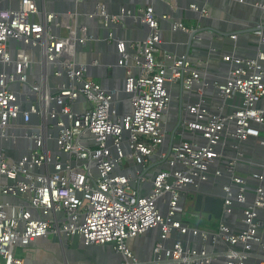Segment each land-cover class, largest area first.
<instances>
[{
	"label": "built area",
	"instance_id": "2783aa9c",
	"mask_svg": "<svg viewBox=\"0 0 264 264\" xmlns=\"http://www.w3.org/2000/svg\"><path fill=\"white\" fill-rule=\"evenodd\" d=\"M136 1L145 4L138 15L132 16L124 8L112 15L101 3L88 13L91 19L103 17L107 24L122 23L130 17L149 29L142 41L116 40L118 64L125 70L123 91L130 107L124 113L116 104L117 93L86 79L87 66H78L72 59L75 41L85 45L92 39L86 27L71 26L76 13L69 12L62 21L61 15L43 12L38 0H0V65L4 66L0 69V128L9 130L23 114L25 126L20 124L23 132L18 137L26 145V153L16 161L1 152L0 197L25 196L29 200V206L20 209L17 217L9 214L7 203L0 202V257L4 264H22L14 256L15 248L29 246L51 234L78 237L84 246L111 245L122 256V264H215L221 257L228 259L225 264H247L250 255L245 252L231 249L210 253L204 247L184 248L180 241L171 247L165 242L177 232L202 242L212 237L211 243H216L220 238L236 246L246 244L255 234V227L250 226L242 235L228 236V228L221 223L218 230L210 233L200 230L203 214L194 210L193 193L188 187L209 180L210 168L221 156L217 148L227 127H233L231 136L236 143L259 137V128L264 125V109L257 108L264 98V49L252 58H224L233 68L223 85H215L217 95L224 101L241 96V105L225 116L214 115L200 104L188 109L196 121H185L182 128L201 135L205 142L181 141L160 152L159 161L164 167L155 172L150 193L143 195L139 188L146 182L144 173L166 139L163 117L170 104L167 86L181 84L183 89L192 90L200 83L201 73L187 57L161 53L162 35L151 3L154 0ZM254 6L264 11V0H257ZM190 9L202 16L209 14L197 3H192ZM41 14L43 18L35 21L34 17ZM57 25L65 36L57 33ZM173 29L190 32L178 23L173 24ZM13 41L38 49L46 65L58 68L53 76L65 77L67 82L55 93L43 82L30 84V56L23 49L14 60ZM25 85L36 93L35 103L27 110L21 105L24 92L18 90ZM80 98L90 106L82 112L73 111L72 105ZM33 116H38L43 125L38 132L32 129ZM51 121H56L54 132H50ZM10 139L9 135L7 141ZM126 162L135 166V174L122 173ZM228 165V172L234 171L233 162ZM253 178L263 180L262 174ZM232 182L240 190L234 198L235 192L226 186L224 206L234 200L245 205L246 180L235 176ZM255 193L245 211L249 225L257 210L264 209V189L258 187ZM152 229H158L160 234L153 249L155 260L141 263L129 242Z\"/></svg>",
	"mask_w": 264,
	"mask_h": 264
},
{
	"label": "crops",
	"instance_id": "0c3cea01",
	"mask_svg": "<svg viewBox=\"0 0 264 264\" xmlns=\"http://www.w3.org/2000/svg\"><path fill=\"white\" fill-rule=\"evenodd\" d=\"M41 10L44 12L55 13L62 16V21L66 20V15L76 13L77 18L70 24L74 29L79 26L87 28L89 36L92 39L86 42L85 45H81L75 52L73 61L78 65L89 64L90 69L86 71L85 78L101 84L105 90L117 93V106L124 113L130 111L129 104L127 102L128 97L124 96L121 85H124L125 70L120 67L118 62L120 55L114 43L110 40L102 38L103 34L99 28V23L95 20L89 19L86 14L92 12L97 4H103L110 14H118L122 8L129 10L133 8L137 14L140 13L144 7V3L139 2L133 4L132 0H81L79 2L73 0H38ZM192 2H196L198 5L206 8L209 12L205 16V22L202 24L203 30L194 38V42L191 46L190 54L187 57L195 66L200 69L201 81L196 83L198 87L197 94L203 99L197 103L188 105L186 108L181 106V91L178 84L168 85L167 89L170 95V104L163 117V128L165 131L166 139L164 144L152 156L150 159V167L148 171H145L146 182L140 186L139 190L143 195H148L151 191V180L155 172L164 167L159 161V153L165 151L171 146L172 143H176L178 136H173L174 129L181 116L183 121L194 122L196 116L191 114L188 109L196 108L199 104L204 106L214 115H230L235 111L242 102L241 96H235L230 100L224 101L216 92L215 85H223L227 80L229 71L233 68V65L224 61L226 57H245L252 58L262 48L264 49V36L262 33H249L250 30L255 28L260 29L264 26V12L254 6L257 0H154L152 5L155 8V13L159 20V28L162 35L161 53H169L176 57L184 56L185 45L188 43L189 34L196 31L200 27L195 12L190 9ZM195 4V3H193ZM11 4H5L10 6ZM12 4L11 6H15ZM134 6V7H133ZM166 17V18H164ZM43 14L34 17V20H41ZM261 19V20H260ZM126 26L123 29H117L116 33L122 37L123 41L120 42H133L144 40L149 33V29L146 25L140 22H134L132 18H126ZM181 24L186 27L190 32L185 33L181 31H175L173 24ZM57 25L55 30L62 36L66 33L59 29ZM205 30V31H204ZM243 34H240L242 31ZM226 32H239L237 39H232L230 36H222L221 34ZM261 37V40L259 39ZM259 39V40H258ZM12 54L15 56L19 50L24 49V45L20 42H12ZM234 49L236 51H234ZM31 59L32 67L27 71L28 81L30 84H36L43 82L51 92H56L64 83L67 82L65 77H54L53 74L57 72L58 68L54 65H46L43 61L41 52L36 49H27L26 51ZM128 52H131L128 50ZM234 54V55H232ZM97 61L94 63L93 61ZM0 69H4V66L0 65ZM207 83V84H204ZM14 89V88H13ZM25 95L23 101H21L22 108L27 110L29 105L35 103L36 98L25 92L24 87L18 89ZM206 96V98H204ZM218 101H221L218 103ZM90 105L80 98L76 103L72 105V110L76 112H82L86 110ZM257 108L264 109V98L257 104ZM32 129L39 131L42 128V122L38 119H32ZM48 125V123H47ZM50 132H54V126L49 125ZM10 137L9 141L0 145V150L5 153L10 161H16L22 155L26 153V145L23 138L18 137L21 135L20 120L13 121V124L9 128ZM260 136H264V125L260 126ZM47 131L44 130V134ZM233 133V127H227L222 134L218 145V151L221 156L216 159L212 168H210L209 179L213 182L208 187L209 191H217L218 184L223 180V172H225L228 164L233 162L235 176L237 178H244L247 182L244 194L246 196V204H238L241 209L244 206L250 205L255 198V187L259 184L264 189V173L262 174L263 180L258 181L253 178L252 169H255L259 162L264 161V151L258 147L264 148L263 143L255 142V140L240 142V149L232 147V142H235V138L231 136ZM17 137V140L15 138ZM258 137V138H259ZM184 140H195L200 144L205 141L201 135L189 136L184 135ZM188 138V139H187ZM257 139V138H255ZM238 143V142H237ZM54 146V145H53ZM52 144L50 148L54 149ZM239 149L241 152H236ZM235 156L237 158H235ZM122 173L135 174L136 168L134 165L126 162L122 168ZM219 173L220 175H216ZM209 181V180H208ZM1 183L6 184L5 181ZM228 186L232 189V192L240 190L234 183H229ZM227 186V187H228ZM226 188V187H225ZM0 202L7 203L9 208V214L17 217L20 209L27 208L29 206V200L25 196L17 198H4L0 197ZM188 208L191 209V204H188ZM220 213L219 208L212 210V216L207 214L202 215V219L199 222V229L206 232L218 230L220 221L217 220ZM264 218V214L261 215ZM237 214L232 216L228 220L234 231H239L241 225L236 221ZM204 220L205 227H201V223ZM159 230H149L145 235L138 239L129 242V245L134 252L135 256L141 263H147L155 260L153 245L159 241ZM70 239L64 236L49 235L46 238H40L30 244L29 246H17L14 250V256L16 259L21 260L22 264H116L121 261V255L117 252H113L111 245L96 246L105 247L101 251L89 252L85 249L83 242L80 238L76 237ZM74 240V241H73ZM150 241L146 247V243ZM180 241L184 248L191 247L193 249L206 248L210 253H221L227 250L231 251V246L225 242L209 243L202 242L199 238H193L191 236H182L177 232H174L170 238L165 242L167 247H171L175 242ZM76 242V243H75ZM78 243V244H77ZM110 250L113 254H119L117 261H111ZM258 250L254 254V260L259 257ZM0 264H4L2 257H0ZM215 264H224V261L219 260ZM263 264V263H261Z\"/></svg>",
	"mask_w": 264,
	"mask_h": 264
},
{
	"label": "water",
	"instance_id": "95a60500",
	"mask_svg": "<svg viewBox=\"0 0 264 264\" xmlns=\"http://www.w3.org/2000/svg\"><path fill=\"white\" fill-rule=\"evenodd\" d=\"M132 1H133L134 5L139 3L136 0H132ZM192 3H196V2H192ZM129 11H130V14L132 16L138 15L135 11H133V8H130ZM262 12H264V11H262ZM195 14L197 16V20L199 22L200 27H202V24L205 22V16H202L199 12H195ZM86 15L89 18L88 14H86ZM89 19H91V18H89ZM92 20H95L99 23L98 24L99 28L101 29L102 33H104L102 38H105L106 40H110V38H111V42L114 43V45L116 47L117 46L116 40L122 39V37L116 33V30L117 29H119V30L123 29L126 26V24L124 23L125 21H123L122 23H108L107 24L104 22L105 19L103 17H95V18H92ZM202 30H203V27L197 29L196 31L191 32L190 34L188 32H185V33L189 34L188 43L185 45V52L183 54L185 57L189 56L191 46L194 42V38H199L197 36ZM244 32L245 31L243 30L240 34H243ZM257 32L258 33L261 32L262 35L264 36V26H262V28H260V29L255 28V30L249 31V33H253L254 35H255V33L257 34ZM238 34H239V32H237V31L232 32V33L224 31V33H222L221 35L222 36H230V37L236 36V39H237ZM78 36L79 35H77V37ZM259 39L261 40V37ZM13 42H15V41H13ZM80 46H81V44L79 43V41L77 39L75 41L76 51L78 50V48H80ZM28 48H29L28 46H24V49H28ZM234 51H236V50L234 49ZM232 55H234V54H232ZM13 59L15 60L16 57L13 56ZM86 66H87V69L89 70L90 69L89 64H87ZM179 86H180V91H181V106L183 108H186L188 105L193 104V103H197L199 100L203 99V97H200L197 94L198 87H193L192 90H185V89H183L181 84H179ZM14 88H18V86H14ZM24 89H25V92L27 94H30L31 96H33V99L36 98V93L33 92L28 85H25ZM123 89H124V85L123 86L121 85V90H123ZM204 98H206V96H204ZM220 102L221 101H218V103H220ZM36 119H38V116H33V120H36ZM19 120H20V124L22 126H25V123L23 121V114L20 115ZM183 122H184L183 116H181V118L178 121L176 128L174 129V132H173V136L176 135L179 137L177 139L176 144L181 142V141H191V139L184 140V138H183L184 135L194 136L197 134V133L192 134L191 132L183 129L182 128ZM49 123L53 126L56 125V121H53V122L51 121ZM21 132H23V131H21ZM9 135H10V130L0 128V145L6 143L7 139L9 138ZM250 140H255V142H258V143H264V136H260L257 139L249 138L247 141H250ZM241 144H243V143L241 142ZM239 146H240L239 142L238 143H236V141L232 142V147H235V148L237 147L240 149ZM258 148L262 149L264 151V148H262V146L258 147ZM239 149H237L236 152H241V151H239ZM1 152L2 151L0 150V154H1ZM235 158H237V157L235 156ZM228 169L229 168H226L225 172H223V174H222L223 177L221 178L223 180L218 184L219 189L217 191L212 192V191H209V189H208V187H210V184L213 182L212 179H209V181H206L205 183H202L198 186H189L188 187V190L193 193L192 198L194 199V210L195 211L200 212L201 214H207V215H209V217H211L213 205L216 204V202L218 200H222V202H224V200L226 199V192L224 189L226 186H228V182L232 183L233 178H235V171H233V169L232 170L230 169L231 171L229 170V172H228ZM263 173H264V161L259 162L257 164L256 168L252 169V175H261ZM245 185H247V182ZM258 187H260L259 184L255 187V190ZM236 195H237V192L234 193V198H236ZM238 206L239 205L236 204L235 200L229 206H224V204H223L219 208L220 213L218 215V220L220 221L221 224L225 225L228 228V230H229V232L227 234L228 236L242 235L243 233L247 232V230L250 228V226L255 227L254 228L255 234L251 237V239L248 240V242L246 244L239 243L236 246H231V249L236 251V252L248 253L250 255V257L248 258V260H246L247 264H261V263L264 264V218H262V216H261L262 214H264V209H258L257 210V216L252 219V222L249 225L247 223L248 218L245 215V211L250 206L249 207L244 206L241 209H238L239 208ZM227 210H230V212H227ZM235 214H237L236 221L241 225V228L239 231H234V229L231 227V225L228 222V220L231 219L232 216H234ZM159 236H160V234H159ZM211 239H212V237H210V239L208 241H205V243L206 244L211 243ZM216 242L220 243V242H222V240L219 238ZM245 246H249L250 249L245 250V248H244ZM104 248L105 247L85 246V249L91 253H92V251H97V252L101 251ZM111 250L115 253V250H113L112 248H111ZM257 250L259 251L257 253H259L260 258H257L254 260L253 256H254V254H256ZM226 252H227V250L224 252H221V253H226ZM256 255H258V254H256ZM163 259H164V256H163ZM219 260L224 261V264L226 262H228V259L225 257H221ZM122 262H123V258L121 256V261L116 262V264H122Z\"/></svg>",
	"mask_w": 264,
	"mask_h": 264
},
{
	"label": "rangeland",
	"instance_id": "374dc122",
	"mask_svg": "<svg viewBox=\"0 0 264 264\" xmlns=\"http://www.w3.org/2000/svg\"><path fill=\"white\" fill-rule=\"evenodd\" d=\"M124 96H126L127 97V95L125 94V93H122ZM119 109H120V107H119ZM189 204H190V202H189ZM223 205V202H222V200H218L217 202H216V204H214L213 205V209L214 208H216V209H218V208H220L221 206ZM189 207V206H188ZM217 220H218V218H217ZM201 227H205V224H204V220L202 221V223H201ZM70 239H74L75 241H76V237H70ZM73 240V241H74ZM76 242H78V241H76ZM75 242V243H76ZM149 243H150V241L148 240V243H146V247L149 245ZM78 244V243H77ZM154 246H155V244L153 245V248H154ZM103 251H105V250H102V253H104ZM108 251H110V250H108ZM110 256H111V261H117L118 259H117V256H119V254H113V253H111V251H110ZM121 258V257H120Z\"/></svg>",
	"mask_w": 264,
	"mask_h": 264
},
{
	"label": "trees",
	"instance_id": "16d2710c",
	"mask_svg": "<svg viewBox=\"0 0 264 264\" xmlns=\"http://www.w3.org/2000/svg\"><path fill=\"white\" fill-rule=\"evenodd\" d=\"M212 210H216V208H214V209L212 208Z\"/></svg>",
	"mask_w": 264,
	"mask_h": 264
}]
</instances>
